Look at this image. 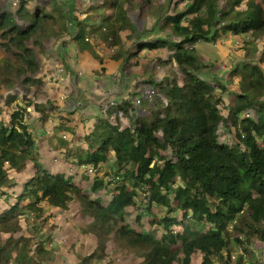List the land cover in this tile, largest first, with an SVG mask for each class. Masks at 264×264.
<instances>
[{
  "label": "trees",
  "instance_id": "obj_1",
  "mask_svg": "<svg viewBox=\"0 0 264 264\" xmlns=\"http://www.w3.org/2000/svg\"><path fill=\"white\" fill-rule=\"evenodd\" d=\"M6 1L0 0V264H50L53 229L44 232L41 223L51 217L45 211H66L73 201L96 229V250L80 264L105 258L110 237L115 252H137L132 264H244L248 254L259 264L252 253L261 249L251 246L253 239L264 244V0ZM226 36L253 40L243 64L229 65V85L196 49ZM52 39L60 53L72 48L91 57L96 86L110 76L103 52L122 71L140 68L128 98L113 103L102 96L99 114L88 120L30 99V88L47 76L35 49L47 51ZM69 71L73 88L79 74ZM32 111L41 126L56 114L61 156L48 150L42 158ZM57 160L83 173L112 165L120 178L109 190L113 185L97 176L88 189ZM142 200L152 232L126 220L127 209ZM232 229L243 235L236 239L243 253L234 259L226 240Z\"/></svg>",
  "mask_w": 264,
  "mask_h": 264
},
{
  "label": "rangeland",
  "instance_id": "obj_2",
  "mask_svg": "<svg viewBox=\"0 0 264 264\" xmlns=\"http://www.w3.org/2000/svg\"><path fill=\"white\" fill-rule=\"evenodd\" d=\"M7 1L4 6H9L8 4L10 3V0L8 2ZM64 1L67 2L68 0ZM16 5L17 2H15V5L13 6L16 7ZM14 7H7V9L12 11ZM54 41L52 39V41H48L46 43L47 51L35 49L41 61L46 59L45 71L47 76L45 78V82L42 83L40 87L32 86L30 88V99H34V101L42 103H47V101L55 103L59 110L63 112V114H66L69 118L76 119L77 117H81L83 120H88L99 114V102L102 96L108 97V99L113 103H118L121 99L128 98L127 92L134 88V75L137 72L136 76H139L141 73L138 72L140 68L122 71V69L119 68V63H112L111 59H108L110 57L109 53L107 52L106 54V52H103L101 54L105 56L106 59L100 56V58L104 61L102 66H107L110 76L105 79L104 84L96 86L95 78L91 76L92 64L89 62L91 57L89 55L87 57L82 54L80 55L77 51H73L72 48L66 54L63 52L60 53L62 51V45L58 43V40L57 42ZM252 46L253 40L248 36H226L223 38L220 45L216 46L213 43H199L196 45V49L198 55L204 56L206 58L205 61H209L214 65V74L220 79H224V84L229 85V80L225 78V76L230 70V67L235 64H243L242 62L245 61V52L246 55L248 54V51H245L244 48L247 47V49H250ZM72 47L74 46L72 45ZM150 59L144 60L143 63L145 65H149ZM221 62H225L230 65L229 69H222L220 66ZM69 69L77 71L79 74L78 78L75 77L77 85L73 88L70 81L72 73ZM116 77H121V85L118 88ZM49 79H56L59 81V84L55 83V81L49 82ZM235 87L236 85L232 87V90H236ZM104 88L109 91L105 92L106 90H104ZM22 105L28 106L25 104ZM29 116V125L34 131L36 146L40 147L39 142H42L41 148L43 149H40L42 158H49L51 156L48 155V150L49 153L61 152L58 153V156H61L66 149H58L55 151V140L56 138L62 137V133L59 130L60 121L58 120L56 114H53L54 118L51 123L49 122L48 124L42 126L38 122L37 115L33 113V111ZM69 121L70 120H67L65 123H69ZM86 125L88 126L89 124ZM81 130H83L82 127H80V131ZM45 133L49 134L51 137L47 136ZM221 136L223 137V141H227L232 144L233 138L227 134H222ZM44 143H48L50 145H43ZM80 146L85 145L81 144ZM69 149H71V147H69ZM61 158L64 159L65 157L62 155ZM43 162L45 161L43 160ZM55 165L58 168H69L70 173L76 174V181L78 180V182H81L83 180L81 184L88 189L91 186V181L96 179L95 176H87L74 166V164L69 162L63 164L57 160ZM111 166L112 165L106 168L107 174L111 173ZM81 176L85 177L81 178ZM113 187L114 185L110 187L109 190H112ZM109 193L110 191L105 194V196L107 197ZM140 202L138 201V203ZM80 209L81 206L79 201H73L70 203L69 208L66 211L46 209L45 213L48 211V213L51 214V217H48V219L44 221V223H41V225L45 226L44 232H49L51 228L53 229L52 246L55 253L53 257H50V264H80V259H78L79 257L83 258L85 256H89L96 250V229L92 226L93 220L90 217L82 216ZM138 210L139 209L137 208L127 209L126 220H128V222L136 229L144 232H152L153 230H151L149 223L147 222V217L149 216H147V213L140 214ZM139 215L142 216L140 223L136 220ZM246 232L247 229L245 230V233ZM240 236L243 235H240V233L236 232L234 229L229 230L226 235L228 251L231 252L233 259L243 253L241 246L236 243V239L240 238ZM252 242V250L253 248L264 249L263 243L257 241L256 239H253ZM114 243V237H110L105 258L102 260L93 258L90 264H132L133 258L138 256L137 252H133L130 255H124L126 253L121 251L115 252L113 250ZM249 255L250 254L246 256L247 261L244 262V264H250ZM252 256L253 261L259 264H264V259L259 258L257 255H253V253ZM214 264L218 263L215 262Z\"/></svg>",
  "mask_w": 264,
  "mask_h": 264
},
{
  "label": "built area",
  "instance_id": "obj_3",
  "mask_svg": "<svg viewBox=\"0 0 264 264\" xmlns=\"http://www.w3.org/2000/svg\"><path fill=\"white\" fill-rule=\"evenodd\" d=\"M15 5V3L13 4ZM223 68H227L229 67L228 64L223 63ZM150 95H152V93H150ZM137 104L140 103V101H136ZM246 117H249L250 114L247 113L245 114ZM93 167H87L84 169V173H86L87 176H95L97 178V176H99L100 178H102L103 181H106L108 184H110L111 186L114 184V182L116 180H118L120 177L119 176H115L112 173H108L107 174V166H100L97 169H92ZM148 204V200H142L140 203H138V205L136 206L139 213H144L145 212V208L147 207ZM259 256L262 257V259H264V249H261L259 252Z\"/></svg>",
  "mask_w": 264,
  "mask_h": 264
},
{
  "label": "crops",
  "instance_id": "obj_4",
  "mask_svg": "<svg viewBox=\"0 0 264 264\" xmlns=\"http://www.w3.org/2000/svg\"><path fill=\"white\" fill-rule=\"evenodd\" d=\"M139 105V104H138ZM108 167V166H107ZM141 214V213H140Z\"/></svg>",
  "mask_w": 264,
  "mask_h": 264
}]
</instances>
